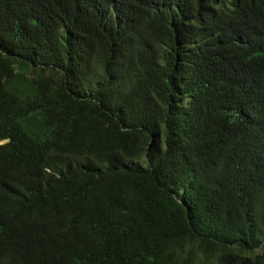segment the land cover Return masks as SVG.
<instances>
[{
	"label": "trees",
	"instance_id": "trees-1",
	"mask_svg": "<svg viewBox=\"0 0 264 264\" xmlns=\"http://www.w3.org/2000/svg\"><path fill=\"white\" fill-rule=\"evenodd\" d=\"M0 264H264V0H0Z\"/></svg>",
	"mask_w": 264,
	"mask_h": 264
}]
</instances>
